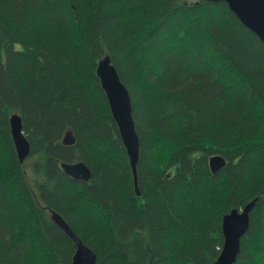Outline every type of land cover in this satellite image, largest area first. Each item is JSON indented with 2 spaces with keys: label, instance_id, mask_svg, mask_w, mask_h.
<instances>
[{
  "label": "trees",
  "instance_id": "16d2710c",
  "mask_svg": "<svg viewBox=\"0 0 264 264\" xmlns=\"http://www.w3.org/2000/svg\"><path fill=\"white\" fill-rule=\"evenodd\" d=\"M240 23L201 0H0V264H72L50 211L98 264H216L224 216L255 199L236 264H264V44ZM106 56L131 96L141 196L97 77ZM76 162L90 182L62 171Z\"/></svg>",
  "mask_w": 264,
  "mask_h": 264
},
{
  "label": "water",
  "instance_id": "95a60500",
  "mask_svg": "<svg viewBox=\"0 0 264 264\" xmlns=\"http://www.w3.org/2000/svg\"><path fill=\"white\" fill-rule=\"evenodd\" d=\"M208 3H225L238 21L254 34L264 44V0H201ZM97 77L99 78L102 90L105 93L108 106L110 107L112 118L118 125V131L122 139L127 156L130 159L136 193L141 196L138 188V164L140 159V138L137 133L135 120L133 117L132 100L126 86L120 80L117 69L114 67L110 56L100 60L97 67ZM10 126L14 145L18 155V160L24 164L30 156L31 147L23 131L22 117L13 114L10 118ZM75 143L73 133L66 132L63 144L72 146ZM227 160L221 155L212 156L208 165L211 173L216 175L227 166ZM62 171L65 175L80 182H90L92 172L83 162L62 163ZM258 199L253 200L243 210H232L226 214L222 222L223 248L216 264H236L241 251L242 238L248 235L251 224V212L256 207ZM51 220L58 225L67 236L71 238L76 246L72 264H98L96 253L85 246L82 240L73 233L71 227L63 221L58 213L50 211Z\"/></svg>",
  "mask_w": 264,
  "mask_h": 264
},
{
  "label": "bare ground",
  "instance_id": "6f19581e",
  "mask_svg": "<svg viewBox=\"0 0 264 264\" xmlns=\"http://www.w3.org/2000/svg\"><path fill=\"white\" fill-rule=\"evenodd\" d=\"M105 58V57H104ZM102 60V59H101ZM100 62V61H99ZM99 64V63H98ZM114 65V64H113ZM97 68V67H96ZM128 91V90H127ZM130 94V93H129ZM68 132V131H67ZM69 132H70V130H69ZM65 138V137H64ZM64 141V140H63ZM73 145V144H72ZM29 158V157H28ZM62 217V216H61Z\"/></svg>",
  "mask_w": 264,
  "mask_h": 264
},
{
  "label": "rangeland",
  "instance_id": "374dc122",
  "mask_svg": "<svg viewBox=\"0 0 264 264\" xmlns=\"http://www.w3.org/2000/svg\"><path fill=\"white\" fill-rule=\"evenodd\" d=\"M26 161H27V159H26ZM26 161H25V162H26Z\"/></svg>",
  "mask_w": 264,
  "mask_h": 264
}]
</instances>
